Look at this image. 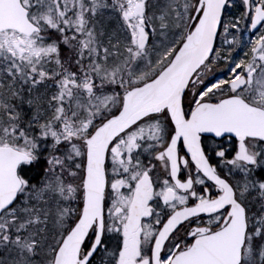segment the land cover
<instances>
[{
	"label": "snow or ice",
	"instance_id": "snow-or-ice-1",
	"mask_svg": "<svg viewBox=\"0 0 264 264\" xmlns=\"http://www.w3.org/2000/svg\"><path fill=\"white\" fill-rule=\"evenodd\" d=\"M0 264H264V0H0Z\"/></svg>",
	"mask_w": 264,
	"mask_h": 264
}]
</instances>
